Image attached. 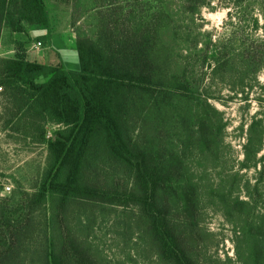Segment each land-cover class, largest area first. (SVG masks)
I'll return each mask as SVG.
<instances>
[{"label": "trees", "instance_id": "obj_1", "mask_svg": "<svg viewBox=\"0 0 264 264\" xmlns=\"http://www.w3.org/2000/svg\"><path fill=\"white\" fill-rule=\"evenodd\" d=\"M168 1L94 0V34L73 31L77 71L31 62L24 54L0 57V95L9 105L0 117L4 130L47 150L33 191L22 195L20 213L7 205L14 197H0V264H98L76 235L82 231L74 224L78 210L86 204L90 210L136 209L149 245L165 264H199V185L184 165L185 147L170 139L183 140L171 116L182 105H171L163 90L160 30L169 18ZM172 1L193 14L215 0ZM224 6L244 15L252 1L224 0ZM75 21L71 16L72 30ZM28 22L47 24L44 0H0V36L4 28L23 33ZM254 26L264 31L257 19ZM247 64L255 65V58ZM205 107L198 103L190 138L211 154L226 125H217L216 110L210 115ZM49 125L59 129L47 139ZM224 202L236 213L240 243L247 247L243 264H264V215H252L256 201Z\"/></svg>", "mask_w": 264, "mask_h": 264}, {"label": "rangeland", "instance_id": "obj_2", "mask_svg": "<svg viewBox=\"0 0 264 264\" xmlns=\"http://www.w3.org/2000/svg\"><path fill=\"white\" fill-rule=\"evenodd\" d=\"M251 1V9L244 15L226 8L224 0H215L193 14L183 12L176 1L165 4L169 18L160 30V64L167 85L163 90L173 99L171 105H182V109H171V116L182 129L183 140L177 135L170 139L185 147L184 165L199 185V264H243L248 255L246 245L240 243L237 215L225 208V200L253 199L252 215H264V31L254 26L255 19L260 26L264 23V0ZM54 2L75 18L73 31L94 34L98 23L94 0ZM38 39L32 38L31 44ZM60 39L67 46L71 43L68 37ZM57 44L61 45L60 41ZM75 51V45L59 50L69 61L70 71L78 70L71 65ZM248 57H254L256 64L248 67ZM168 103L164 104L171 108ZM198 103H206L204 109L210 115L214 108L217 125H226L218 131L211 154L190 138L195 132L193 114ZM7 107L0 95V117ZM181 112L184 114L178 120ZM58 129L47 127L51 134ZM46 156L44 145L4 130L0 122V197H14L7 205L14 206L18 214L22 195L33 191ZM5 186L11 187L10 193L3 192ZM255 217L251 220L260 224ZM77 219L74 224L82 231L76 235L98 264H165L149 245L136 209L96 206L90 210L86 204L78 210ZM262 235L264 238V231Z\"/></svg>", "mask_w": 264, "mask_h": 264}, {"label": "crops", "instance_id": "obj_3", "mask_svg": "<svg viewBox=\"0 0 264 264\" xmlns=\"http://www.w3.org/2000/svg\"><path fill=\"white\" fill-rule=\"evenodd\" d=\"M44 1L47 9V24L25 23L23 33H14L4 28L0 36V57L13 59L24 54L28 61L53 67L63 65L65 69L70 70L69 61L59 54V50H70L72 45H76V36L71 27V15L59 7L54 0ZM59 36L63 39L64 36L70 38L71 43L67 46ZM34 37L40 38L38 41L42 42L43 49L37 50L35 43L31 44V39ZM58 41L62 46L57 44ZM75 52L72 53L71 65L72 69L78 67L79 70L78 55L76 56Z\"/></svg>", "mask_w": 264, "mask_h": 264}, {"label": "built area", "instance_id": "obj_4", "mask_svg": "<svg viewBox=\"0 0 264 264\" xmlns=\"http://www.w3.org/2000/svg\"><path fill=\"white\" fill-rule=\"evenodd\" d=\"M35 49H37V50L43 49V44H42L41 41H37L35 43ZM51 137H52V134L49 132L47 134L46 138L49 139ZM10 191H11V187L10 186H5L4 189H3V192L7 193V194L10 193Z\"/></svg>", "mask_w": 264, "mask_h": 264}]
</instances>
